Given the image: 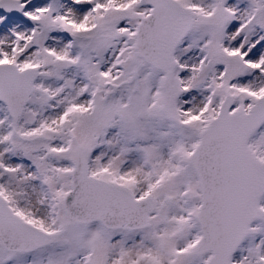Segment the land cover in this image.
Instances as JSON below:
<instances>
[{
	"label": "snow or ice",
	"instance_id": "6c2138e0",
	"mask_svg": "<svg viewBox=\"0 0 264 264\" xmlns=\"http://www.w3.org/2000/svg\"><path fill=\"white\" fill-rule=\"evenodd\" d=\"M0 264H264V0H0Z\"/></svg>",
	"mask_w": 264,
	"mask_h": 264
}]
</instances>
